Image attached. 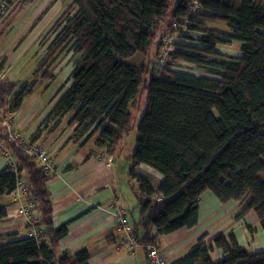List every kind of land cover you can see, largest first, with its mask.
<instances>
[{
	"label": "trees",
	"instance_id": "trees-1",
	"mask_svg": "<svg viewBox=\"0 0 264 264\" xmlns=\"http://www.w3.org/2000/svg\"><path fill=\"white\" fill-rule=\"evenodd\" d=\"M13 1L18 0H0V19ZM69 1L74 11L30 82L0 79V143L14 158L13 169H0V198L23 181L36 219L26 227L37 233L0 234V264H87L89 258L87 251L60 249L68 225L54 227L46 185L50 174L29 154L43 145V124L52 131L65 122L71 139L84 144L94 138L96 148L113 153L140 113L128 177L139 192L132 242L144 252L157 248L164 236L195 228L206 192L222 205L243 203L234 219L252 213L264 233V0H198L201 13L196 14L190 13L192 0ZM206 20L224 23L228 32L209 29ZM176 28L200 35L205 47L197 49L200 56L164 46ZM228 41L240 43L241 56L227 62L207 59ZM64 51L74 60L68 87L35 133L15 143L2 122L20 111L36 84L55 81L48 69ZM136 54L144 64L127 61ZM160 55L161 63L156 61ZM170 58L214 79L176 71ZM140 165L163 177L157 188L136 173ZM7 207L0 204V221ZM205 237L171 264H264V252L249 254L232 233L204 242ZM145 260L149 264L146 255Z\"/></svg>",
	"mask_w": 264,
	"mask_h": 264
},
{
	"label": "crops",
	"instance_id": "crops-1",
	"mask_svg": "<svg viewBox=\"0 0 264 264\" xmlns=\"http://www.w3.org/2000/svg\"><path fill=\"white\" fill-rule=\"evenodd\" d=\"M208 21L210 20H206V23ZM226 31L228 32V29ZM186 33L189 34L182 33V36L188 37L192 34L188 30ZM173 38L176 44L184 46L175 37ZM46 114L42 116L37 125L42 122ZM33 130L27 132V139ZM70 131L67 129L65 131L67 133L64 132L55 139L53 132L52 136H48L50 138L43 142V147L52 154L53 158V170L46 184L52 197V221L54 227L68 225V235L60 242V249L71 253L87 251L89 255L87 264H146L145 252L134 247L130 241L117 232L114 208L116 200L128 211L131 219L137 222L138 211L135 209L139 196L138 185L134 181H128L125 164L118 167L120 164L114 157L118 149L110 153L114 162L109 171L100 166V163L97 164V156H93L94 152L99 153L104 148H96L94 138L84 144L82 140L71 139ZM43 136L40 142L45 140ZM116 167L122 169L123 172H117ZM1 168L3 167L0 165ZM136 173L147 180L153 188H157L163 180L160 174L144 165L138 166ZM7 197L9 198V196L2 198L4 200ZM2 198H0V204H5ZM242 207L243 205L233 202L221 205L211 193H204L198 206L196 227L192 230L181 229L160 238L158 247L166 261L171 264L187 254L190 246L197 244L202 235L206 234L203 240L206 242L216 232L223 229L232 231L238 244L249 254L264 252V233L254 221L256 218L253 214L244 217L245 221L247 218L254 221L252 226L249 224L244 226L242 222L244 219L235 224L230 222V217L234 218L238 213L236 211L241 210ZM6 211L11 217L13 213L11 204ZM222 217H224L223 220H221ZM20 220L19 226L15 229L26 230L27 227L21 216ZM31 232L30 234H33L32 228ZM16 236L19 235L16 234Z\"/></svg>",
	"mask_w": 264,
	"mask_h": 264
},
{
	"label": "rangeland",
	"instance_id": "rangeland-1",
	"mask_svg": "<svg viewBox=\"0 0 264 264\" xmlns=\"http://www.w3.org/2000/svg\"><path fill=\"white\" fill-rule=\"evenodd\" d=\"M73 11L74 9L71 8L69 0H36L32 3H30V0L13 1V3L4 10L0 19V79L6 82H18L19 84L26 81L30 82L32 72L36 69V66L45 55L46 50L49 49L51 43L55 42V37L65 26ZM206 24L209 29L213 30L226 31L227 29L225 24L216 20H210ZM182 33L189 34L186 33L184 28L180 30L176 28L173 36L178 42L184 44V47H179L175 43V40H171L170 42L164 41V43L171 48L172 53L182 51L186 54L200 56L201 53H199L197 49L200 50L205 48L198 42L200 35L190 33L192 36L189 35L188 37H183ZM240 47L241 45L239 42L228 41L225 45H220L215 49L217 56H208L207 59L218 62H227L228 58L241 56ZM152 53L153 49L151 50L150 55H152ZM61 56L62 58L60 60L57 59L48 69L49 71H52L55 81L49 84L47 82H39L36 84L32 89L31 95L24 99L20 111L15 115H11L13 122L12 130L18 135L22 142L27 141L26 134L27 132H32L33 128L35 129L30 136L35 133L41 124L39 123V125H37L39 120L45 113H49L70 83L68 77L72 70L74 60L72 55L69 53L65 54V51ZM154 59L155 57L152 58V60ZM170 60L176 71L214 79L212 74H207L203 70L198 69L195 65L182 61H177L178 63H175V60H172L171 58ZM127 61L139 65L144 63V59L138 54ZM145 94L146 92L142 94V100L144 99ZM139 117L140 113L135 116L132 130L116 147L118 150L114 154L116 162L120 164L118 167L125 164L126 173H128V167L132 164V154L135 150L136 140L139 136ZM51 120H53V118H51ZM36 125L37 127H34ZM47 127L48 126L45 124L40 127L41 133L43 129H45L43 132V135H46L44 141H47L50 138H48V136H52V132L55 134V139L68 129L65 122H62L59 127L52 131H47ZM100 152H94L93 156L98 157L99 161L97 160V164L100 163V166H102L106 157L110 156V153L106 150L103 153ZM5 161L6 159L4 158V155L0 152V165L2 167L5 166ZM118 167H116V171L123 172V170ZM143 172L145 171L143 170ZM144 177L148 176L144 175ZM1 200H3V198ZM155 200H160V197H156ZM3 202L6 206L14 204L8 197L4 198ZM239 211L240 210L236 212ZM237 214L238 213H236L235 216ZM224 217H222L221 220H223ZM234 218L230 217V222L232 221V223L235 224L237 221ZM254 221L258 224L256 219H254ZM254 221L247 218L246 221L244 219L242 222L244 226H248L247 224L252 226L254 225ZM20 222L19 214L13 209L11 217L7 215V220L5 218L0 221V234L3 236H12L14 234H18L20 237L30 236L31 228H26V230L15 229L19 226L18 224ZM231 232L232 231H229L228 229L220 230L211 236L209 240L217 234H224L227 236ZM196 246L197 244H192L190 246L191 248H189L190 250L188 249L189 252ZM188 250L186 253H189Z\"/></svg>",
	"mask_w": 264,
	"mask_h": 264
},
{
	"label": "built area",
	"instance_id": "built-area-1",
	"mask_svg": "<svg viewBox=\"0 0 264 264\" xmlns=\"http://www.w3.org/2000/svg\"><path fill=\"white\" fill-rule=\"evenodd\" d=\"M200 10L198 0H192L190 4V13L196 14ZM174 40L173 37H167L163 41H171ZM164 46L168 47L167 44L164 43ZM160 60H157L159 63L164 59L162 55L159 56ZM1 112V107H0ZM2 127L6 128L8 135L10 136L11 140H13L17 144H22L20 141H18L17 134L12 130L13 128V122H12V116H9L6 120L2 122ZM106 149H104L105 151ZM103 151V152H104ZM107 151V150H106ZM0 152L4 155V158L6 159V162H11L13 160V156L10 155L8 152L3 150L2 145L0 143ZM29 154L35 155L37 158V161L42 166L43 170L50 174L53 170V158L52 154H47L46 152H38V151H30ZM110 159V158H109ZM98 160V157H97ZM99 161V160H98ZM110 162V160H108ZM9 198L12 200L14 204H12L13 209L21 216V219L23 220V223L26 225H29L33 227L36 224V219L33 214L34 206L32 202L29 200V192L27 190L26 184L23 181H19L16 184L15 189L9 194ZM162 198L160 197V200ZM159 201V200H157ZM115 205L119 206V203H116ZM115 216H116V227L117 232H122L128 241L132 242V228L130 227V218L128 216V212L120 207L115 208ZM34 236L37 235V233L33 231ZM135 247V245H134ZM146 257L149 264H169L168 262L163 260L162 254L159 252V250L156 247H146L145 249Z\"/></svg>",
	"mask_w": 264,
	"mask_h": 264
},
{
	"label": "bare ground",
	"instance_id": "bare-ground-1",
	"mask_svg": "<svg viewBox=\"0 0 264 264\" xmlns=\"http://www.w3.org/2000/svg\"><path fill=\"white\" fill-rule=\"evenodd\" d=\"M0 107H1V101H0ZM5 129V131L7 132V130H6V128H4ZM17 137H18V135H17ZM18 141H20L21 143H22V140L18 137ZM39 146V145H38ZM2 148H3V150H5L4 149V147L2 146ZM33 151H38V152H40V153H42V152H46L47 154H50V153H48L47 152V150H45V148L43 147V145L42 146H39L38 148L36 147V148H34V150ZM110 158V159H109ZM108 160H110V162H108ZM113 162H114V160H113V158H112V156H111V154H110V156L109 157H106V160L103 162V164H102V166L105 168V169H110L111 170V167H112V164H113ZM5 166H8L10 169H13L14 168V158H13V160L11 161V162H6L5 163ZM128 179H129V177H128ZM129 182H131L130 180H128ZM133 181V180H132ZM139 197V196H138ZM217 200V199H216ZM117 201V203H119V201L118 200H116ZM218 201V200H217ZM219 202V201H218ZM220 203V202H219ZM233 203H239V204H241V205H243V203H241V202H233ZM222 205V204H221ZM117 207H120V208H123L122 206H120V203H119V206H117V205H114V208H117ZM124 209V208H123ZM128 212V211H127ZM250 214H252V213H250ZM254 215V214H253ZM128 216H129V218H130V227L133 229V226H132V219H131V217H130V215H129V213H128ZM255 217V216H254ZM118 233H120L121 235H123L125 238H126V236L122 233V232H118ZM157 249L159 250V252L162 254V252H161V250H160V248L159 247H157ZM162 256H163V260L164 261H166V258H165V256L162 254ZM167 262V261H166Z\"/></svg>",
	"mask_w": 264,
	"mask_h": 264
}]
</instances>
